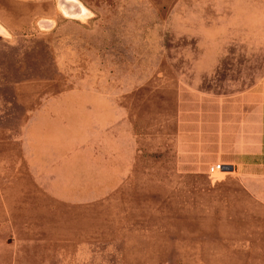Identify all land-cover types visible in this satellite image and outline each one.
Returning <instances> with one entry per match:
<instances>
[{
  "label": "rangeland",
  "instance_id": "obj_1",
  "mask_svg": "<svg viewBox=\"0 0 264 264\" xmlns=\"http://www.w3.org/2000/svg\"><path fill=\"white\" fill-rule=\"evenodd\" d=\"M110 99L131 107V171L48 197L31 110ZM249 102L262 170L237 178L206 163V132ZM0 264H264V0H0Z\"/></svg>",
  "mask_w": 264,
  "mask_h": 264
},
{
  "label": "crops",
  "instance_id": "obj_2",
  "mask_svg": "<svg viewBox=\"0 0 264 264\" xmlns=\"http://www.w3.org/2000/svg\"><path fill=\"white\" fill-rule=\"evenodd\" d=\"M249 104L253 106L243 115L214 118L217 122L212 125L218 127L207 128L206 132V163L222 164L226 173L237 178L262 170L263 118L258 111L261 103ZM130 115L128 101L118 99L40 102L30 112L29 136L30 155L36 158L37 181L43 192L52 199L75 203L72 196L79 189L80 194L95 191L96 197H100L116 188L117 181L132 169ZM102 142L109 144V155L113 156V162L104 164L105 167L98 166L97 159L93 162L91 152L95 143L99 147ZM194 148L197 144L191 143V151ZM243 188L251 186L243 183Z\"/></svg>",
  "mask_w": 264,
  "mask_h": 264
},
{
  "label": "bare ground",
  "instance_id": "obj_3",
  "mask_svg": "<svg viewBox=\"0 0 264 264\" xmlns=\"http://www.w3.org/2000/svg\"><path fill=\"white\" fill-rule=\"evenodd\" d=\"M65 7H66V9H64L65 10V13H67V12H69V14H71L70 13V11H71V8L72 9H77L74 5H72V4H70V5H65ZM68 10V11H67ZM80 12H83V11H80Z\"/></svg>",
  "mask_w": 264,
  "mask_h": 264
},
{
  "label": "built area",
  "instance_id": "obj_4",
  "mask_svg": "<svg viewBox=\"0 0 264 264\" xmlns=\"http://www.w3.org/2000/svg\"><path fill=\"white\" fill-rule=\"evenodd\" d=\"M217 168H218V170H223V166H218ZM214 170L215 169H213V168L211 169V171H213V172H214Z\"/></svg>",
  "mask_w": 264,
  "mask_h": 264
}]
</instances>
